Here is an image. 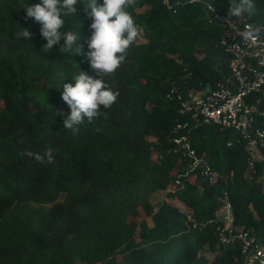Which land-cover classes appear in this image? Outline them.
Returning a JSON list of instances; mask_svg holds the SVG:
<instances>
[{
  "label": "trees",
  "instance_id": "obj_1",
  "mask_svg": "<svg viewBox=\"0 0 264 264\" xmlns=\"http://www.w3.org/2000/svg\"><path fill=\"white\" fill-rule=\"evenodd\" d=\"M190 1L133 0L127 10L142 31L106 77L117 101L73 135L61 93L80 71L95 77L86 55L61 53L63 39L42 50L40 25L24 19L40 0H0V264H244L239 241L219 243L210 223L225 192L236 227L264 250V182L248 180L235 132L191 125V146L216 181L196 172L167 192L189 161L173 143L184 116L166 96L216 89L231 61L205 7L226 17L227 0ZM253 2L255 14L241 16L264 26V0ZM64 19L86 54L90 20L82 11ZM160 192L171 201L157 203Z\"/></svg>",
  "mask_w": 264,
  "mask_h": 264
},
{
  "label": "built area",
  "instance_id": "obj_2",
  "mask_svg": "<svg viewBox=\"0 0 264 264\" xmlns=\"http://www.w3.org/2000/svg\"><path fill=\"white\" fill-rule=\"evenodd\" d=\"M190 2L200 3L199 0ZM205 7L209 12L208 24H217L224 29L220 45L231 58L229 77L225 83L211 91L189 92L184 95L171 90L167 94L169 100L175 99L184 116V120L174 128L173 143L181 157L189 161L188 170L183 175H177L168 193L180 189L181 177L188 178L196 172L209 185L216 181V172L197 156L189 140L191 125L198 123L211 124L238 134V142L244 144L248 180L258 179L264 182V168L260 172L258 169V165L264 163V26H259L261 31L258 35L253 34L244 39L239 33L251 30L248 26H253L246 17H228L225 20V16L215 12L212 6L205 4ZM254 95H257V99L249 102L247 99ZM230 145L231 143L227 144L228 147ZM210 223L219 243L231 245L239 241L244 264H264V250L255 237L236 227L232 205L226 192L223 193L222 204L217 210V218Z\"/></svg>",
  "mask_w": 264,
  "mask_h": 264
},
{
  "label": "clouds",
  "instance_id": "obj_3",
  "mask_svg": "<svg viewBox=\"0 0 264 264\" xmlns=\"http://www.w3.org/2000/svg\"><path fill=\"white\" fill-rule=\"evenodd\" d=\"M223 3V0H221ZM133 0H40V3L28 5L24 19H32L40 25L39 34L46 41L42 46L44 52L51 51L54 46L61 45L63 54L86 55L95 77L80 71L74 77L75 83H64L61 99L70 109L64 115L63 126L78 134L79 126L87 119L91 123L101 114V108L108 109L116 103L118 92L113 91L106 81L124 62L129 47L136 41L142 31L133 15L127 10ZM226 17H240L244 13L254 15L256 5L253 0H227ZM82 11L90 20V37L87 40L89 51L83 52L80 43L81 35L74 31L63 32L64 17L73 16ZM239 35L248 39L259 34V26H248ZM28 29L22 36L25 40L32 37Z\"/></svg>",
  "mask_w": 264,
  "mask_h": 264
},
{
  "label": "rangeland",
  "instance_id": "obj_4",
  "mask_svg": "<svg viewBox=\"0 0 264 264\" xmlns=\"http://www.w3.org/2000/svg\"><path fill=\"white\" fill-rule=\"evenodd\" d=\"M163 201H168V202H170L171 200L166 196L165 193L160 192V193L157 195L156 202H157V203H160V202H163ZM174 203H176L177 205L179 204V203L176 202V201H174ZM179 206H181V205L179 204ZM181 208H183V206H181ZM139 215H140V217H143V216H144V212H143L141 209H139ZM146 221H147L148 223H150L149 219H147ZM208 256H209V255H208Z\"/></svg>",
  "mask_w": 264,
  "mask_h": 264
}]
</instances>
